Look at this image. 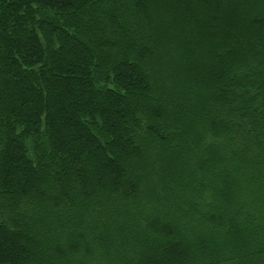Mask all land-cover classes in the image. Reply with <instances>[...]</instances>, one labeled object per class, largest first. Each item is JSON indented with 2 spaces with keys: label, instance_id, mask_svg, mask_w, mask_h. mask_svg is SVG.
I'll return each mask as SVG.
<instances>
[{
  "label": "trees",
  "instance_id": "1",
  "mask_svg": "<svg viewBox=\"0 0 264 264\" xmlns=\"http://www.w3.org/2000/svg\"><path fill=\"white\" fill-rule=\"evenodd\" d=\"M0 264H264V0H0Z\"/></svg>",
  "mask_w": 264,
  "mask_h": 264
}]
</instances>
